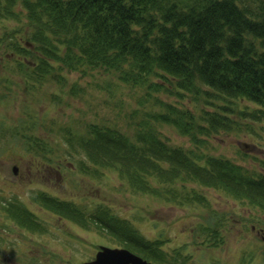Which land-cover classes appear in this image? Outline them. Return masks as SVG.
Wrapping results in <instances>:
<instances>
[{"label": "trees", "instance_id": "obj_1", "mask_svg": "<svg viewBox=\"0 0 264 264\" xmlns=\"http://www.w3.org/2000/svg\"><path fill=\"white\" fill-rule=\"evenodd\" d=\"M11 17L21 24L6 30L12 34L6 47L16 56L9 60L30 84L42 82L59 60L82 73L112 68L121 83L145 84L147 94L174 89L175 103L158 100L163 110L146 113L152 120L142 118L130 133L98 123L81 133L65 129L66 152L81 172L96 163L140 193L178 200L183 191L190 201H204L188 188L192 183L264 212V163L242 166L203 149L220 132L264 139V0H0V23ZM160 124L188 136L191 146L169 145ZM56 198L44 191L36 203L60 205L59 218L91 225L106 245L164 261L163 241L145 238L111 207H95L100 213L93 216L83 203ZM14 199L4 200L10 210L2 213L18 221L27 212Z\"/></svg>", "mask_w": 264, "mask_h": 264}, {"label": "rangeland", "instance_id": "obj_2", "mask_svg": "<svg viewBox=\"0 0 264 264\" xmlns=\"http://www.w3.org/2000/svg\"><path fill=\"white\" fill-rule=\"evenodd\" d=\"M14 19L0 23V189L18 198L17 208L27 212H21L16 225H37V233L31 234L30 240L34 252L30 248L27 251L26 242L14 234L1 238L0 247L15 249L16 253L1 255L0 264H79L93 259L97 245L110 243L91 225L78 227L59 218L54 210L60 211V205L37 204L39 194L34 193L39 189L48 191L62 204L83 203L93 210V216L99 215L97 208L111 207L113 215L131 221L145 238L163 241L159 248L167 262L264 264V212L259 209L219 190L192 183L188 188L202 195L204 201H190L183 191L178 200L146 195L96 163L88 172H81L78 162L66 152L65 129L81 133L86 124L98 123L130 133L142 118L152 120L146 113L163 110L158 100L175 103L174 89L169 88L170 95L164 89L147 94L145 84L132 87L121 83L112 68H85L82 73L59 60L42 82L30 80V84L18 72V64L9 60L16 56L6 47L12 35L6 30L21 24ZM26 32V28L22 30V34ZM31 63L29 59L25 64ZM188 101V97L183 99L184 103ZM158 127L169 145L191 146L189 137L175 127ZM240 143L264 149V139H254L244 130L211 136L203 149L207 155L221 156L242 166L246 162L257 166L264 163L263 151L249 147L242 152ZM5 221L0 219V225H15ZM43 229L47 237L40 234Z\"/></svg>", "mask_w": 264, "mask_h": 264}, {"label": "flooded vegetation", "instance_id": "obj_3", "mask_svg": "<svg viewBox=\"0 0 264 264\" xmlns=\"http://www.w3.org/2000/svg\"><path fill=\"white\" fill-rule=\"evenodd\" d=\"M44 191L45 190H41V189L36 190L35 193H34V195L36 193H38L40 195V193L41 192L43 193ZM46 192H48V191H46ZM9 198H10V200L12 199L11 196H8V195L5 194V191L3 189L2 190L0 189V212H3V211L9 212L10 207L8 206V208L6 209L5 201H4L5 199H8L9 200ZM12 202H14L15 204H19L18 198L12 200ZM25 209L29 211L28 208L25 207ZM1 216L2 217H0V219L6 220L4 222V224H9V222H10V223H13L15 225H0V240H1V238L3 239L5 237H8V236L14 234V235L20 237L21 239H23L26 242V243H24V245H25L24 248L27 249V251H29V248H30V252H34L33 251L34 249L31 246L30 240L33 239V237L31 238V234L37 233L36 229L35 228H32L31 230H29L26 226L24 227L23 225H16L17 222L16 221L14 222V219H12L9 216V213H2ZM36 223L37 222H35V224ZM40 226H43V225H40ZM40 234H43L45 237H47V234H46V232H45L44 229L41 231ZM6 239H4L3 241H6ZM25 239L28 240V242ZM99 246L100 245H97L96 251H97V248H99ZM15 253H16V250L15 249L5 248V246H3L1 248V250H0V256L1 255L2 256H5V255H14ZM30 258H33V257H30Z\"/></svg>", "mask_w": 264, "mask_h": 264}, {"label": "water", "instance_id": "obj_4", "mask_svg": "<svg viewBox=\"0 0 264 264\" xmlns=\"http://www.w3.org/2000/svg\"><path fill=\"white\" fill-rule=\"evenodd\" d=\"M250 146L246 143H241L242 150L248 149ZM81 264H151L133 255L125 249L110 248L100 246L99 251L95 255V259L90 262Z\"/></svg>", "mask_w": 264, "mask_h": 264}]
</instances>
